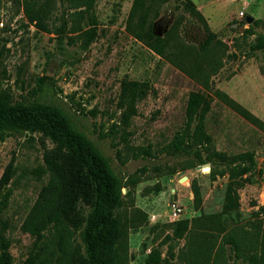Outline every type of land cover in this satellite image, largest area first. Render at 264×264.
I'll return each instance as SVG.
<instances>
[{
  "label": "rangeland",
  "instance_id": "obj_1",
  "mask_svg": "<svg viewBox=\"0 0 264 264\" xmlns=\"http://www.w3.org/2000/svg\"><path fill=\"white\" fill-rule=\"evenodd\" d=\"M131 3L95 0L88 14L96 19V36L85 48L74 38L76 33L62 27L74 10L68 9L66 0H50L46 22L51 32L26 18L22 0H0V90L14 103L60 108L109 160L122 192L129 190L122 210L130 222H137L128 229L127 264H144L150 249L171 232L168 224L182 218L207 216L202 223L211 226L215 246L227 234L264 236V131L207 92L212 101L204 129L213 147L228 154L252 151L256 160L249 182L238 189V216L222 215L227 175L211 179L210 163L192 166L197 160L193 153L174 156L166 152V145L184 125L189 92L204 89L125 30ZM175 5L171 0L163 6L155 29L162 34L178 20L185 40L202 42L206 38L202 25ZM204 10L216 39L235 55L213 77V87L264 121V51L251 53L245 48L248 38H242L251 23L248 17L262 19L256 29L264 32V0H209ZM223 13L228 18L225 21ZM44 75L50 78L43 79ZM123 78L148 85L127 127V143L121 140L120 131H110L113 122L120 126L117 97ZM43 142L52 145L38 132L23 129L0 141V177L13 160V175L0 197V242L8 241L12 264H21L34 243V236L23 232L21 224L48 180ZM180 165L185 169L173 171ZM193 179L200 187V206L194 202ZM173 204L182 209L176 220L171 217ZM221 227L222 231L215 229ZM170 243L175 253L172 264L196 260L184 238ZM224 246L219 264H264L250 258L254 252L260 255V247L247 243L246 250L236 252L229 244ZM167 250L168 243L160 246L162 257Z\"/></svg>",
  "mask_w": 264,
  "mask_h": 264
},
{
  "label": "trees",
  "instance_id": "obj_2",
  "mask_svg": "<svg viewBox=\"0 0 264 264\" xmlns=\"http://www.w3.org/2000/svg\"><path fill=\"white\" fill-rule=\"evenodd\" d=\"M66 1L68 9L74 10L68 13L71 21L64 19L62 27L76 33L74 38L87 48L96 36V19L88 14L95 0ZM170 1L132 0L125 30L204 89L189 92L184 125L166 145V152L174 156L193 153L197 160L192 166L210 163L208 174L211 179L227 175L221 213L238 216V189L249 182L256 160L252 151L228 154L213 147L211 136L204 129L205 115L212 101L207 92H212L218 100L263 131L264 121L228 94L213 87V77L224 62L234 59L235 55L228 52L226 43L216 39L193 0H174L175 8L196 17L206 32L202 42L196 44L185 40L179 32L178 20L162 34L155 29L163 6ZM22 7L30 22L43 31L51 32L46 22L50 0H22ZM262 22V19H253L242 32V38H248L245 48L251 53L264 51V32L256 29ZM2 39L0 34V45ZM42 78L50 77L44 75ZM147 90L148 85L139 80L123 78L120 81L117 97L120 126L113 122L110 131H120L121 140L125 143L130 135L127 127L138 111L136 104ZM22 129L38 132L52 145L48 147L43 142L48 180L21 224V230L35 238L21 264H127L128 229L137 222H130L131 218L122 210L129 190L122 192V183L114 174L109 160L60 108L14 103L7 93L0 90V141ZM184 169L185 165H180L173 171ZM12 175L13 160L7 164L0 177V197ZM191 188L195 205L200 206L201 192L195 179L191 181ZM206 218H182L169 223L171 232L150 249L144 264H172L170 259L175 258V253L170 242L182 238L190 242V254L196 259L191 264H219V255L225 252V244H229L230 249L236 252H243L247 243L253 248L260 247V255L254 252L250 258L264 261V236H251L246 232L227 234L215 246L213 238L216 236L209 232L211 226L202 223ZM215 229L222 231L223 227ZM164 243H168V250L162 257L160 246ZM12 261L9 243L2 239L0 264H12Z\"/></svg>",
  "mask_w": 264,
  "mask_h": 264
},
{
  "label": "crops",
  "instance_id": "obj_3",
  "mask_svg": "<svg viewBox=\"0 0 264 264\" xmlns=\"http://www.w3.org/2000/svg\"><path fill=\"white\" fill-rule=\"evenodd\" d=\"M232 1V0H231ZM235 1V0H234ZM193 2L196 4L197 8L201 11V13L208 18V14L205 12L206 3L209 2V0H193ZM224 21L227 20V16L225 13H223Z\"/></svg>",
  "mask_w": 264,
  "mask_h": 264
},
{
  "label": "built area",
  "instance_id": "obj_4",
  "mask_svg": "<svg viewBox=\"0 0 264 264\" xmlns=\"http://www.w3.org/2000/svg\"><path fill=\"white\" fill-rule=\"evenodd\" d=\"M243 12H240V14L242 15ZM206 167V164L204 165H200V168H204ZM209 169V167H208ZM181 208L179 206H176L175 204L172 205V208H171V217H172V220H176L179 218V215L181 213Z\"/></svg>",
  "mask_w": 264,
  "mask_h": 264
},
{
  "label": "water",
  "instance_id": "obj_5",
  "mask_svg": "<svg viewBox=\"0 0 264 264\" xmlns=\"http://www.w3.org/2000/svg\"><path fill=\"white\" fill-rule=\"evenodd\" d=\"M247 21H248V22H251V21H252V18H251V17H248V18H247ZM233 25L236 26L237 24L234 23ZM199 167H200V166H199Z\"/></svg>",
  "mask_w": 264,
  "mask_h": 264
}]
</instances>
